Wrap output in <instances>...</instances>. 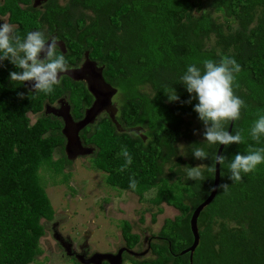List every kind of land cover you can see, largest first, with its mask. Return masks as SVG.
<instances>
[{
    "label": "trees",
    "instance_id": "16d2710c",
    "mask_svg": "<svg viewBox=\"0 0 264 264\" xmlns=\"http://www.w3.org/2000/svg\"><path fill=\"white\" fill-rule=\"evenodd\" d=\"M78 2L94 15L80 36L86 46L72 45V51L90 50L100 61L105 80L119 91L118 122L142 127L146 138L144 142L118 132L108 117L102 118L86 138L98 149L92 166L105 173V183L113 189L139 198L155 189L151 204L165 203L179 211L161 230L175 254L160 247L162 263L264 264V164L242 174L240 182L228 179L227 167L248 145L264 147V137L257 143L248 135L258 114H264V0ZM11 6L12 1L3 6L4 11ZM223 56L234 58L242 69L236 75L239 87L234 86V93L247 107L234 121L232 133L242 130L246 143L223 149L229 161L220 166L219 185L228 184L229 190L218 188L214 200L200 213L199 243L190 262L188 254L180 252L193 242L190 217L210 193L214 172L204 168L203 178L193 181L185 167L210 166L219 144H207L203 133V140L194 137L193 126L204 125L193 110L198 101L185 103L190 95L181 76L192 63L202 68L205 59L219 62ZM171 89L179 97L176 102H169L166 93ZM82 93L77 100L88 95L86 90ZM5 94L1 85L0 97ZM59 94L54 87L51 94L33 93L23 99L17 95L8 103L0 100V264H30L40 253L44 232L40 221L50 220L54 213L40 184L41 168L62 175L61 182H67L65 156L53 160L56 150L64 153L60 123L43 115L31 124L27 117L29 112H41L43 101L53 102ZM183 141L186 158L179 154L178 144ZM192 145L203 147L209 159H195ZM121 146L133 161L123 172ZM131 179L137 182L135 191L129 187Z\"/></svg>",
    "mask_w": 264,
    "mask_h": 264
},
{
    "label": "flooded vegetation",
    "instance_id": "af4514ba",
    "mask_svg": "<svg viewBox=\"0 0 264 264\" xmlns=\"http://www.w3.org/2000/svg\"><path fill=\"white\" fill-rule=\"evenodd\" d=\"M10 1H12L11 9L4 11L3 6ZM93 15L94 12L82 7L78 0H0V23L7 22L13 25L16 33L22 38L29 31H43L45 35L58 36L61 41L60 50L65 54L71 68V71L63 76L61 83L54 86L60 90L59 97L53 102L45 99L42 111L36 114L27 113L28 118L29 115L36 116V119L43 115L49 117L60 123L62 134L65 121L70 126L79 122L95 101L88 90V84L99 86L101 89L104 87V90L105 86L116 90L110 99V104L103 106L94 122L80 130L78 148L73 149L69 154L65 152L66 139L62 135L63 155L67 160L64 162L63 171L66 166H70L81 157H90L92 161L98 149L86 138L102 118L108 117L116 131L133 134L146 141L145 130L142 127L118 122L119 91L105 80L104 66L100 61L92 56L90 50L84 49L77 54L72 51L75 44L86 46V39L82 40L80 36L84 27L91 22ZM12 71L18 69L10 62L3 61L0 64V89L1 85H4L6 93L4 97H0V100L6 103L12 97H17V93H24V97L30 95L29 90L32 86V83H29V87L28 82L12 83L9 79V73ZM72 73L74 78L71 76ZM99 75L103 83L98 80ZM14 87L15 89H12ZM83 88L88 95H83V98L77 100L76 97L85 91ZM104 90L102 92H105ZM104 98L103 95L102 100H105ZM53 209V217L50 220L42 219L43 223L40 221L44 232L39 239L40 253L32 262L34 264H40L38 259L51 261V256H55V264H166L165 261L161 262L159 248L165 246L171 253V243L165 234L161 233L167 219L162 222L157 232H153L150 227H144L140 221L133 223L125 218L99 214L86 217V220L70 219L72 215L69 212L57 211L54 207ZM69 219L72 220L70 222L72 225L69 224ZM170 220H175V217ZM125 225L128 228H124ZM42 238L44 240L41 245ZM185 254H188L190 260V253Z\"/></svg>",
    "mask_w": 264,
    "mask_h": 264
},
{
    "label": "clouds",
    "instance_id": "9594fccd",
    "mask_svg": "<svg viewBox=\"0 0 264 264\" xmlns=\"http://www.w3.org/2000/svg\"><path fill=\"white\" fill-rule=\"evenodd\" d=\"M60 42L58 36L45 35L43 31H29L22 38L16 33L13 25L2 22L0 23V64L8 61L14 65L18 71L9 73L10 81L19 84L31 82L30 94L33 92L51 94L54 86L59 85L63 76L71 71L65 54L60 50ZM202 65V68L196 63L187 66L181 80L190 95V99L185 103L198 101L193 110L204 125V141L210 145L220 146L245 144L246 139L242 130L230 134L226 127L227 122L239 120L241 109L247 107L245 101L234 93V86L239 87L236 84V75L242 71L241 66L229 56H223L219 62L205 59ZM166 94L169 102L179 100L174 89ZM17 95L20 99L24 98V93ZM248 135L257 143L264 137V114H258ZM190 147L195 159L200 161L209 159V154L203 147L197 145ZM178 148L181 153L185 150L184 145H179ZM120 155L125 160V164L120 168L123 172L133 161L125 146H121ZM226 161H229L227 156L216 154L210 166L204 164L195 167L186 166L187 178L193 181L200 180L203 178L204 168L214 172L216 165L222 166ZM261 164H264V147L248 145L244 152H238L228 162L227 167L231 173L228 179L240 182L242 174L254 172ZM129 187L133 191L136 190L135 179H131ZM219 188L227 193L229 185L221 183ZM216 190L215 187L210 188V191Z\"/></svg>",
    "mask_w": 264,
    "mask_h": 264
},
{
    "label": "rangeland",
    "instance_id": "374dc122",
    "mask_svg": "<svg viewBox=\"0 0 264 264\" xmlns=\"http://www.w3.org/2000/svg\"><path fill=\"white\" fill-rule=\"evenodd\" d=\"M118 101V100H117ZM30 123H34L36 116L29 115ZM194 137L202 139L204 127L193 126ZM184 141L178 144L184 145ZM56 150L53 160L62 156ZM179 154L186 158L185 152ZM199 164H196V166ZM44 169V170H43ZM68 175L67 182H61L62 175H53L45 167L40 170V184L57 211L69 212L70 219L86 220V217L104 215L107 217L125 218L133 223L139 222L144 227H150L151 231L157 232L162 222L166 219H173L180 213L175 208L166 205L155 206L150 200L155 195V189L144 193L142 198L130 191L113 189L105 183V173L95 169L91 164L90 157H81L63 171ZM158 207L161 211H158ZM93 209V211H92ZM69 219V224L72 220ZM43 223V220H41ZM73 223V222H72ZM44 238H42L41 245ZM40 264H55V256L50 260H37ZM34 264V263H30ZM60 264V263H57Z\"/></svg>",
    "mask_w": 264,
    "mask_h": 264
},
{
    "label": "water",
    "instance_id": "95a60500",
    "mask_svg": "<svg viewBox=\"0 0 264 264\" xmlns=\"http://www.w3.org/2000/svg\"><path fill=\"white\" fill-rule=\"evenodd\" d=\"M71 76L74 78V73H72ZM98 80L103 83L101 75H99ZM29 83L31 82H28L27 85L30 87ZM102 89L99 88V86L88 84V90L95 98V101L93 102L92 106L86 110L85 116L79 122H76L70 126L68 125V122L65 121V125L62 129V135L66 139L65 152L67 154H69L73 149L78 148V145H79L78 144L79 143L78 133L80 132V130H82L83 128H85L86 126L94 122L96 116L100 113V110L103 108V106L108 105V103L110 104V99L116 92V90L108 88L107 86H105V90L103 89L105 92H102L103 91ZM103 95L105 97L104 98L105 100H102ZM233 124H234V121H230L228 125V130L230 134L233 129ZM224 147L225 146L223 145L221 146L219 145L216 151V154H222ZM219 183H220V165H216V170L214 171L212 188L215 187L217 190L210 191L206 199L194 209L190 217L189 224H190V231L193 237V242L187 249L181 251V254L190 253V262L192 260L193 252L195 251L199 243V233H198V226H197L199 215L204 210V208L207 207L216 197L218 188H219Z\"/></svg>",
    "mask_w": 264,
    "mask_h": 264
}]
</instances>
